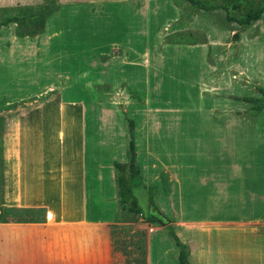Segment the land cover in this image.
<instances>
[{
  "label": "rangeland",
  "instance_id": "374dc122",
  "mask_svg": "<svg viewBox=\"0 0 264 264\" xmlns=\"http://www.w3.org/2000/svg\"><path fill=\"white\" fill-rule=\"evenodd\" d=\"M200 1L226 8L203 10L187 0H153L146 17L144 0L133 3L135 7L129 1L0 0V157L23 102L59 92L88 103L86 158L91 215L116 217L108 165L126 160L119 183L120 188L125 186L129 176L126 118H131L137 123L135 150L144 181L150 179L152 151L159 160L180 161L184 167L181 174L188 176L182 186L185 199L181 209L174 211L171 202L160 204L165 221L176 220L179 214L182 218L230 219V194L216 192L214 182L219 179L207 177L206 186L196 185L195 175L218 168L219 174L230 176V149L236 144L237 155L249 154L252 171L264 176V108H259L262 98L257 90L264 87V13L247 26L239 23L249 9L263 6L264 0ZM65 2L71 4L62 8ZM12 17L21 18L5 21ZM147 60L153 61V72L136 66ZM122 80L135 86V91L122 89ZM107 102L109 110L103 112L121 117L124 124L118 127L117 121L113 134L106 122L95 137L94 103L105 107ZM148 106L161 112L150 114ZM155 116L169 126L157 131L146 126ZM227 122L230 133L237 134L230 143L221 136ZM157 134L164 137L161 143ZM98 164L104 165L100 191L105 198L99 209ZM222 164L226 168L221 169ZM171 181L152 185V197L162 188L165 195L166 189L175 186L173 177ZM258 183L263 186L264 177ZM133 194L139 208L154 211L146 191L134 187ZM2 203L0 188L1 218L26 220L39 215L29 209L6 210ZM123 206V216L135 213L129 210V198ZM230 244L225 242V248L230 249ZM175 251L174 246L160 264H177ZM153 255L159 259V250L154 249Z\"/></svg>",
  "mask_w": 264,
  "mask_h": 264
},
{
  "label": "crops",
  "instance_id": "0c3cea01",
  "mask_svg": "<svg viewBox=\"0 0 264 264\" xmlns=\"http://www.w3.org/2000/svg\"><path fill=\"white\" fill-rule=\"evenodd\" d=\"M79 1L89 3L129 1L131 6H134L133 3L136 1L139 2V0ZM144 1L147 5L143 15L148 17L150 2L153 0ZM67 4L71 3L61 4L62 8ZM122 63L127 62L122 60ZM130 64L136 65V62ZM139 65L149 73L155 70L152 60H147L143 64L138 63L136 66ZM144 80L149 89V75L146 74ZM121 83L122 89L130 93L136 89L135 86H129L127 81L122 80ZM144 96L150 98L149 94ZM23 104L25 106L19 107L18 116L11 123L12 132L4 139L0 157V163H3L0 165L2 206L6 210H35L39 215L26 220L4 216L1 218L0 211V264H160L168 252L173 251L174 246L176 251L173 256L177 264H180L178 249L165 224L144 219L135 211H131L135 212L131 214L132 216H123L125 203L121 201L119 183L123 178L121 175L124 173L123 165L126 160L113 161L108 165V174L112 182L110 198L116 204V217L105 218L90 214L86 158L88 103L81 98L64 97L58 92L44 99H28ZM94 105L95 137L99 135L101 125L103 127L106 122L110 123V131L113 134L117 121L120 122L117 123L118 127H122L124 123L121 117L103 112L109 110L106 107L110 106V103H105V107L98 103ZM146 110L154 115L161 112L157 107L150 106ZM144 114L146 119V113ZM153 119L154 121H146L145 125L148 127L152 125L155 131L169 126L160 123L156 116ZM133 123L137 144L135 133L137 123L134 120ZM222 126L221 130H225L226 133L221 136L230 143V139H235L237 134L230 133L229 122ZM146 137L150 145L149 134H146ZM157 137L161 143L160 140L164 137L160 134H157ZM235 146L237 145L234 144L230 149V176L224 172L219 174L218 168L209 174L195 175V178H198L196 185L206 186L207 177L219 179L214 182L218 188L216 192L230 194V219L182 218L183 216L179 214L176 220L172 217L173 221L171 219L167 221L179 240L185 244L190 264H264V185L256 184L258 179L264 176L261 175L262 172L252 171L249 154L240 152L237 155ZM149 151H152L151 148ZM150 157L152 159L148 162L152 165L150 164L148 168L150 176L148 181H144V173L141 166L139 168L146 188H136L146 191V200L150 204V199H153V208L157 209L159 214L165 216L160 205L164 202H171L174 211L180 210L185 199L182 186L186 184L185 180L188 178L186 173L181 174L184 173L183 165L180 161L175 163L171 160H159L153 155V151L150 152ZM138 159L137 155L139 166ZM156 162H160L161 165L157 166ZM97 166L96 205L99 209L102 208L100 206L105 199L101 197L103 194L100 191L104 165ZM222 168L226 166L222 164ZM171 177L175 181V186L166 189L165 195L164 188L158 189L153 198L152 185L155 187L165 179L170 183ZM214 230L216 233L211 234ZM211 242L215 243V246L212 247ZM225 242L231 243L230 249L225 248ZM154 249L160 253L157 260L154 259Z\"/></svg>",
  "mask_w": 264,
  "mask_h": 264
},
{
  "label": "trees",
  "instance_id": "16d2710c",
  "mask_svg": "<svg viewBox=\"0 0 264 264\" xmlns=\"http://www.w3.org/2000/svg\"><path fill=\"white\" fill-rule=\"evenodd\" d=\"M191 4L196 5L198 8L203 10H215L219 8H226L225 6H222L221 4H203L200 0H187ZM236 0H230V2H235ZM264 13V5L256 8H251L246 13L243 19L239 20V23L241 25L247 26L251 22L258 20L261 15ZM21 17H12L5 21H18ZM257 90L261 94L262 103L260 104L259 108H264V87H257ZM126 124H127V132L129 136V163H128V170H129V176L128 181L125 184V186L120 188V197L122 203H126V199L129 198L131 206L129 207L130 211H135L137 213H140L144 219L147 220H154L159 221L162 224L166 225V228L169 232V234L172 236L175 245L178 249V260L180 264H190L187 258L188 252L186 249V246L184 243H182L179 238L177 237L176 233L173 230V227L170 224H167V221H165V217L157 213V209H154V211H149L147 213L146 210L139 208L138 203L136 201V198L133 194V188L134 187H142L146 188V186L143 183L142 177L139 174V166L137 162V153L135 150V137H134V123L131 118H126ZM151 191V190H150ZM151 206H154L153 199H150Z\"/></svg>",
  "mask_w": 264,
  "mask_h": 264
}]
</instances>
